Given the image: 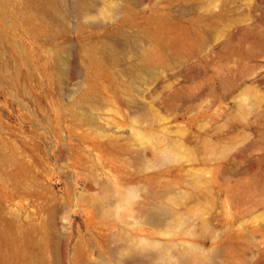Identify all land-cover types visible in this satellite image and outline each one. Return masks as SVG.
I'll use <instances>...</instances> for the list:
<instances>
[{"label":"rangeland","instance_id":"1","mask_svg":"<svg viewBox=\"0 0 264 264\" xmlns=\"http://www.w3.org/2000/svg\"><path fill=\"white\" fill-rule=\"evenodd\" d=\"M60 2L39 37L24 32L17 2L8 21L0 18L30 61L47 60L54 46L62 56L33 76L21 65L27 78L17 95L0 83L1 135L42 173L52 195L1 197L7 216L31 226L43 219L42 206H52L60 239L46 254L57 264H75L81 242L95 264L100 236L119 241L123 226L137 238L193 245L211 258L205 264H264V0H93L89 13L78 0ZM159 26L179 47L130 73L132 51L149 46L146 31ZM90 43L114 49L109 64L124 71L133 90H102L94 120L81 122L64 108L86 88L82 50ZM4 50L11 65L22 60L7 43ZM168 146L179 157L164 156ZM128 185L144 187L138 197L160 219L171 212L185 221L183 232L142 225L124 207L101 204L106 187L117 196ZM108 217L117 225H104ZM156 253L140 255L156 264Z\"/></svg>","mask_w":264,"mask_h":264},{"label":"bare ground","instance_id":"2","mask_svg":"<svg viewBox=\"0 0 264 264\" xmlns=\"http://www.w3.org/2000/svg\"><path fill=\"white\" fill-rule=\"evenodd\" d=\"M60 1L0 0V18L8 21L13 13L12 10L10 11L9 5L17 2L19 10L16 15L23 20L24 32L39 37L41 32L48 29L50 15L60 11ZM62 2L64 3V1ZM78 5L85 13L93 10V0H78ZM146 33L150 36L152 43L137 51H132L137 60L130 63L128 68L130 73H135L142 66H149L152 62L162 59L164 55L179 47L178 40L168 36L167 26L150 28ZM6 43L13 52H17L22 57V60L13 65L8 62L7 53L4 50ZM82 53L88 62L89 76L86 79V88L78 99L72 100L71 98L64 109L70 112L71 117L73 114L78 116L81 122H84L94 120L92 108L99 104L102 90H116L120 94H126L133 90V85L129 79L123 78V70L109 64L110 57L116 55L110 46L90 43L83 46ZM48 55L47 60L39 59L37 63L30 61L26 48L15 37L6 34L0 28V83L17 95L19 89L23 90L27 78H23L21 75V65H27L30 76H33L38 66L46 69L51 60L62 58L61 49L58 46L51 47ZM62 76L63 72L59 70L56 77L60 79ZM112 143L124 150L130 148L129 145L121 144L117 140H113ZM163 153L169 158L179 157V151L174 146H168ZM38 171L29 161L19 155L16 145L5 139L0 132V264H57L46 254L48 247H55L60 239V226L55 217L56 210L47 204L42 206L40 214L43 219L27 226V224L17 223L7 216L1 198L14 199L25 196L34 200L50 201L52 195L45 190L42 179L38 177V173H42ZM108 188L106 187L104 191L105 198L101 204L113 203L116 206L124 207L129 214L133 215L136 222L142 225L148 224L175 234L183 232L180 231L179 226L185 221L173 219L171 212H169L167 220L160 219L153 210L154 207L149 205L148 200L138 197L143 186L128 185L126 189L118 191L117 196L113 195ZM146 193V196L149 197L150 192L146 190ZM156 207L162 208L161 205ZM125 216L121 215L119 221L129 224ZM108 218L104 225L107 224L108 227L117 225L112 221V218ZM182 225L184 226V224ZM117 235L120 237L119 241H114L107 235L100 236L97 245L98 261L95 264H111V262H114L113 264H151L140 255L151 249L156 250V258L160 260L156 264H205L211 259L205 253L196 251L193 245L182 244L175 240L162 241L148 236L137 238L130 231L124 229V226L118 230ZM236 236L239 237L240 234ZM47 239L51 240V245H48ZM223 249L228 252L230 245ZM90 252L92 249L85 242L76 245L74 249L75 264H92L89 259Z\"/></svg>","mask_w":264,"mask_h":264}]
</instances>
